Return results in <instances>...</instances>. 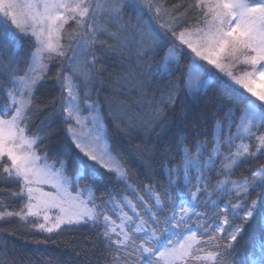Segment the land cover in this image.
Instances as JSON below:
<instances>
[{
	"label": "snow or ice",
	"instance_id": "snow-or-ice-1",
	"mask_svg": "<svg viewBox=\"0 0 264 264\" xmlns=\"http://www.w3.org/2000/svg\"><path fill=\"white\" fill-rule=\"evenodd\" d=\"M105 57L141 69L121 79L145 95L149 118L140 123L150 131L182 93L196 101L219 93L203 133L211 138L164 159V183L138 184L112 148L92 95ZM46 83L60 89L47 102L37 96ZM153 83L160 87L147 96ZM108 115L130 134L131 117ZM57 123L67 159L50 161L42 146ZM262 129L264 0H0V222L48 234L38 245L88 228L94 238L73 245L83 264H264V236L258 255L236 252L254 224L264 233ZM146 151L136 148L141 158ZM243 165L251 166L237 174ZM104 175L122 187L97 196Z\"/></svg>",
	"mask_w": 264,
	"mask_h": 264
},
{
	"label": "trees",
	"instance_id": "trees-1",
	"mask_svg": "<svg viewBox=\"0 0 264 264\" xmlns=\"http://www.w3.org/2000/svg\"><path fill=\"white\" fill-rule=\"evenodd\" d=\"M135 21H133L134 23ZM104 71L95 78L92 87V95L98 97L103 109L102 115L108 124L109 135L112 137V148L124 159L127 167L135 175L138 184L148 183L149 180H156L158 183H164L165 177L161 169L164 159L175 157L176 162L180 158L179 148L182 144H187L192 140L210 139V134L205 136L203 133L210 124L211 114L217 110L219 104V93L210 92L208 96L200 98L198 101L191 97H185L183 93L174 108L170 109L164 118L156 122L151 127L155 131H150L149 127L142 126L141 120L149 118V107L145 95L135 86V80L125 82L122 77L126 71L134 74L141 71L135 68V61H121L114 57L104 58ZM55 71V69H53ZM155 83L146 88L147 96H151L153 90L158 89ZM60 89L52 83H46L37 93V96L45 102L53 96H58ZM58 107V105H57ZM110 109L114 112L124 113V119L132 118L130 134L123 136L113 126L112 117L108 115ZM52 111V109H49ZM47 116L43 113L35 121L33 129L40 125L41 120ZM160 125H163L161 128ZM54 134L52 139L45 142L42 146L49 153V160L60 159L65 133L61 126L52 125ZM121 127H124L122 124ZM235 130V127H233ZM264 131V129H262ZM146 146L144 158L136 154V148ZM38 154H43L41 148H37ZM264 159V158H262ZM256 161L255 163H260ZM73 162L69 161L71 169ZM251 165H243L237 174ZM99 175V173H98ZM91 182V172L85 175L80 183ZM96 195L101 192L121 189V185L112 182V178L104 175L94 184ZM257 193L252 194L255 198ZM14 233V234H10ZM95 233L90 232L88 228H75L67 230L62 235L51 236L47 244H36L35 241L48 239V234L29 233L23 229L18 221L0 222V251L5 255L0 257L6 261V264H83V257H77L78 247L75 244L82 243L86 239L94 238ZM264 236L257 225H253L237 245V259L247 255H258L253 245ZM55 241V243H52Z\"/></svg>",
	"mask_w": 264,
	"mask_h": 264
},
{
	"label": "rangeland",
	"instance_id": "rangeland-1",
	"mask_svg": "<svg viewBox=\"0 0 264 264\" xmlns=\"http://www.w3.org/2000/svg\"><path fill=\"white\" fill-rule=\"evenodd\" d=\"M240 71H243V69H240ZM43 187L45 191H53V189L49 185H44Z\"/></svg>",
	"mask_w": 264,
	"mask_h": 264
}]
</instances>
